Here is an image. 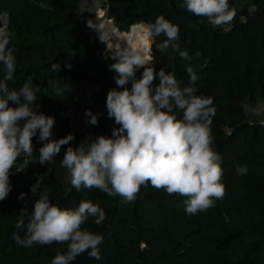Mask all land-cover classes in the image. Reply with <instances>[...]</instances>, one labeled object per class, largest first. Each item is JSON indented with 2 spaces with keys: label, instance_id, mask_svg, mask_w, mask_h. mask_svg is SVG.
<instances>
[{
  "label": "trees",
  "instance_id": "16d2710c",
  "mask_svg": "<svg viewBox=\"0 0 264 264\" xmlns=\"http://www.w3.org/2000/svg\"><path fill=\"white\" fill-rule=\"evenodd\" d=\"M77 2L0 0V12L7 15L9 28L15 33L9 47L15 49L17 69L8 87L19 90L28 77L34 86L40 85L38 111L55 118L52 138L57 140L75 135L63 115L68 109L74 113L91 109L100 114L97 125H88L98 136L110 137L112 129L119 127L108 118L106 108L108 91L122 90L113 79L115 74L108 70L115 61L106 42L87 26L89 20L94 25V14L76 13ZM181 3L101 0L104 17L120 32L140 21L154 22L160 15L179 26L181 50H187L193 59L185 61L171 48L160 53L155 45L166 39L161 35L149 45L150 55L155 57L152 66L157 73L161 68L173 73L182 88L189 84L185 69L191 66L201 76L197 95L214 98L213 148L223 158L225 199L206 212L188 215L185 197L168 195L150 183L141 187L130 204L95 188L77 191L61 167L66 148L74 146L77 136L45 165L39 164L38 153L43 142L34 137V156L27 162L23 156L17 160L10 175L12 190L0 201V264H50L57 251H66L67 244L25 248L13 239L21 210L27 205L30 214L46 191L50 201L62 209L91 200L106 212L102 226H97L94 218L83 225L103 235L102 258L95 260L84 253L74 264H264V123L248 119L243 109L246 99H264V0H243L234 6L236 16L226 30L193 16ZM53 63L61 66L58 74L50 70ZM142 72L137 71V79ZM65 81L71 91L56 96L53 85L63 86ZM158 84L157 77L153 87ZM83 85L88 86L85 93ZM174 114L182 117L179 110ZM89 119L86 116V121ZM245 164L248 174L237 175L236 166ZM21 194L22 200L18 199ZM26 231L25 227L18 232L21 238Z\"/></svg>",
  "mask_w": 264,
  "mask_h": 264
},
{
  "label": "clouds",
  "instance_id": "9594fccd",
  "mask_svg": "<svg viewBox=\"0 0 264 264\" xmlns=\"http://www.w3.org/2000/svg\"><path fill=\"white\" fill-rule=\"evenodd\" d=\"M181 7L193 16L206 18L215 28L230 24L236 16L229 0H182ZM87 26L95 30L90 20ZM133 27L141 30L152 43L158 36L166 37L155 45L160 53L171 48L181 59H193L187 50H181L179 26L163 15L156 17L154 22L140 21ZM14 35L7 21L0 26V66L3 71L0 78V201L12 190L10 175L17 160L23 156L27 162L34 156V137L43 142L38 150L40 165L52 163L62 146L75 140L71 133L58 140L52 138L55 118L38 111L37 94L41 87L34 86L31 77L19 90L9 89L7 82L13 79L17 69L15 49L9 47ZM99 38L104 42L100 34ZM200 55L196 53L197 57ZM111 59L115 62L108 70L115 74L113 79L122 90L108 91L106 108L108 118L114 119L119 127L112 129L110 137H88L78 147L66 148L61 167L67 170L72 187L77 191L95 188L130 204L139 195L141 187L150 183L168 195L185 197L188 215L216 207L217 201L225 199L227 188L223 183V158L213 148L214 98L197 95L200 74L191 66L187 67L189 84L182 88L173 73H166L163 68L156 72L152 66L155 57L144 46L120 49ZM66 67L70 69L71 65ZM140 69L143 72L137 79L136 73ZM50 70L58 74L61 66L53 63ZM157 77L159 84L153 87ZM129 84L130 88L125 87ZM69 90L71 86L67 81L63 86L53 85L56 96ZM175 110L182 113L181 118H177ZM84 115L90 117L87 125L98 124L100 114L86 109ZM236 171L237 175L245 176L248 166L237 165ZM18 199H24V194ZM89 218L102 226L106 212L91 200H81L75 208L62 209L50 201L46 191L36 200L30 214L27 205L21 210L13 239L25 248L67 244L66 251H57L50 264H74L84 253L100 260L104 237L83 227ZM25 227L26 234L21 238L18 232Z\"/></svg>",
  "mask_w": 264,
  "mask_h": 264
},
{
  "label": "rangeland",
  "instance_id": "374dc122",
  "mask_svg": "<svg viewBox=\"0 0 264 264\" xmlns=\"http://www.w3.org/2000/svg\"><path fill=\"white\" fill-rule=\"evenodd\" d=\"M242 2L243 0H233V1L229 0L230 6L233 8L234 6L239 5ZM75 12L76 13L85 12L88 14H94L93 21H94L95 33H97L98 35L100 34L102 39L106 42V46L109 52L113 51L114 53V51L118 49L116 46L112 44L113 39L111 38V36H113L114 34L115 27L112 26L110 20H107L104 17V9L101 5V0H78L76 4ZM2 13L3 12H0V24H1V21H3ZM116 31L118 32L119 30L116 29ZM130 31L131 29L129 28L125 32L123 31L121 32L119 31V32L121 34L127 35L130 33ZM150 43L151 41L149 40L148 49H149ZM87 91H88V86L83 85L82 93H85ZM243 109L248 119L256 121V122L264 123V99L263 98L259 96H255L253 97L252 100L246 99L243 102ZM84 141L85 139L77 136L76 141L74 142L73 148L78 147L79 144H81Z\"/></svg>",
  "mask_w": 264,
  "mask_h": 264
},
{
  "label": "built area",
  "instance_id": "2783aa9c",
  "mask_svg": "<svg viewBox=\"0 0 264 264\" xmlns=\"http://www.w3.org/2000/svg\"><path fill=\"white\" fill-rule=\"evenodd\" d=\"M3 21H1L0 26H2L7 21V15L2 13ZM229 24L222 26L224 30L228 28ZM117 28H115L116 30ZM109 51V50H108ZM110 57L114 54L113 51L109 52ZM85 111H80L77 113L72 112L70 109L66 110L63 115L67 118L68 124L71 130L75 133L76 136L86 139L91 137L95 139L99 137L97 134L94 133L92 127L85 124L86 116L84 115Z\"/></svg>",
  "mask_w": 264,
  "mask_h": 264
},
{
  "label": "bare ground",
  "instance_id": "6f19581e",
  "mask_svg": "<svg viewBox=\"0 0 264 264\" xmlns=\"http://www.w3.org/2000/svg\"><path fill=\"white\" fill-rule=\"evenodd\" d=\"M111 38L113 39L112 44L118 48L115 51H119L120 49L127 47L139 48L144 46L148 48L149 39L141 30H138L135 27H132L130 33L127 35L121 34L119 31L117 32L114 29V34Z\"/></svg>",
  "mask_w": 264,
  "mask_h": 264
}]
</instances>
